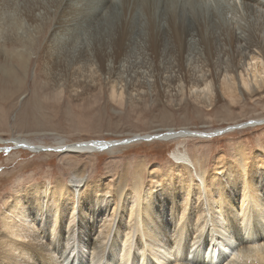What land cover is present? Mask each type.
I'll use <instances>...</instances> for the list:
<instances>
[{
    "label": "rangeland",
    "instance_id": "1",
    "mask_svg": "<svg viewBox=\"0 0 264 264\" xmlns=\"http://www.w3.org/2000/svg\"><path fill=\"white\" fill-rule=\"evenodd\" d=\"M255 12L251 15L236 13V27L239 24L250 27L260 36L264 48V11ZM8 15L0 24L2 31L6 29L4 33L0 30V231L1 214L13 196L34 185L43 186L46 196L57 183L69 187L74 198L72 215L69 214L66 221L56 225L40 221L45 226L40 229L39 223L37 227L33 225L30 216L27 226L37 231L24 227L28 237L52 241L50 249L55 248L56 264H92V256L98 255V259L101 254L102 259L94 264H108L112 237L117 231L123 237L116 248L117 254L129 245L136 258L121 262L115 254V264H155L146 252L142 255L141 245L149 242L147 239L138 237L141 242L138 246L133 235L123 236L129 231L125 225L133 220L125 214V209L120 212L121 204L116 205L112 200V193L122 177H126L129 189L138 168H141L143 191H146L151 180L157 182L169 168L181 167L172 155L175 152H181L191 161L188 160L183 169L188 181H196L198 176L211 172L222 161L235 163L240 150L249 158L264 159V71L258 70L264 68V56H260L257 49L251 51L239 45L232 54L226 47L214 43L210 46L213 53L208 57L199 47H191L185 56L183 70L166 69L160 74L153 71L149 65L151 61L138 49V55H132L125 63L122 79L114 83L96 72L94 64H88V69L87 63H46L43 48L49 23L38 21L37 27L27 19L22 30L28 31L30 40L19 42L14 39H18L15 28L20 23V14ZM249 15L251 22L248 23ZM23 44L25 49L20 62L11 53L13 48L21 50ZM162 63L171 66L172 62L163 57ZM255 121L261 123L254 124ZM182 130L217 133L209 136L182 134L167 139L152 137ZM129 138L131 141L127 143L92 152H64L60 147L63 143L114 142ZM23 142L36 147L20 144ZM151 173L157 177L150 178ZM98 184L107 189L104 201L99 204L95 202L99 194H93L92 202L84 195ZM141 191L138 194L142 197ZM204 194L200 199L196 198L198 195L185 199L183 194L182 200H177L192 198V208L203 201L200 221L204 222H201L204 227L194 216L180 225L185 217L181 218L171 204L166 205L158 218L156 202L151 218L159 229L153 245L156 253H163L160 254L163 264H203L210 247L219 249V232L231 237V246L228 251H222L219 264H237L234 256L243 255L239 249L242 243L248 245L250 241L245 229L237 232L234 220L215 223L213 218L220 219V215L215 213V204H206ZM222 217L225 214H221ZM148 222L149 219L147 225ZM92 227L94 230L90 231ZM89 237L100 239L103 253L89 246ZM258 237V241L263 242L264 232ZM166 252L172 257L167 259Z\"/></svg>",
    "mask_w": 264,
    "mask_h": 264
},
{
    "label": "bare ground",
    "instance_id": "2",
    "mask_svg": "<svg viewBox=\"0 0 264 264\" xmlns=\"http://www.w3.org/2000/svg\"><path fill=\"white\" fill-rule=\"evenodd\" d=\"M254 11L255 13L264 11V0H0V24H3L2 19L6 15L9 16L8 13L12 16L19 13L21 20L19 24L17 22L18 25L15 28L18 39L14 40L26 42L30 40V35L28 31L22 29L27 19L32 21L34 26L38 25V21L49 23L43 48V60L46 63L67 62L72 65L87 63L88 69L90 68L88 64H94L97 68L96 72H100L109 81L114 82L122 79L125 63L132 55H138L136 53L138 49L151 61L149 65L158 74L166 69L183 70L186 62L185 56L191 47H199L208 56L213 53L210 46L215 45L214 43L226 47L232 54L236 47L241 45L243 49L251 51L253 48L257 49L259 55L264 56L260 36L248 26L244 27L239 24L236 27L238 23L236 24L234 19L237 17L236 13L250 14ZM9 18L11 17H8V20ZM5 30L1 31L4 33ZM18 49L13 48L11 54L21 62L25 45H21V50ZM163 57L172 62L171 66L163 65ZM153 64H155L154 67ZM262 69L258 68L260 72L264 71V68ZM186 132L183 130L178 133L168 132L159 138H176V136H183L182 133ZM25 142L20 144L30 148L36 147ZM112 146L113 144L108 145L106 141L60 144V147L65 149L64 152H92L98 148L110 149ZM172 155L181 167L169 168L161 174L157 182L150 179L146 191H143L142 171L138 168L129 189L124 176L120 185L112 193L113 202H116V205L121 204L120 212L125 209V214L133 220H130L133 223L128 222L130 225H125V229L129 231L126 230L123 236L133 235L132 239H135L136 245L140 242L137 240L138 237L147 239L149 242L141 245L142 255L145 256L146 252L152 262L163 264L164 258L160 255L163 253H156L153 245L156 230L159 229L151 218L156 202L158 203L156 208L158 218L164 212L166 205L171 204L174 206L172 209L182 215L181 218L185 217L180 225L183 226L188 219H194V217H196L194 220L201 223L203 221L200 219L204 212L203 201L192 208L190 202L192 198L191 200L183 199L180 202L177 200H182L183 194L185 199L186 196L188 199L193 195H198L196 198L200 199L204 192L206 204H215V213L220 215V219L213 218L214 222L221 224V220L229 223L234 220L237 232L245 229L249 237V244L242 243L239 249L242 250L243 255L235 254V263L238 261L237 264L241 262V264H264V241H261L263 244L258 241L260 239L258 234L264 232V159L249 158L243 150H240L235 163L222 161L221 164H216L211 172L198 176L196 181H188L183 169L190 159H187L181 152H175ZM152 173L150 178L157 177ZM141 189L142 197L138 194ZM157 190L158 194L155 192ZM94 193L100 196L95 201L99 204L104 201L107 189L98 184L93 190L89 188L84 195L91 198L92 202ZM72 195L69 187L57 183L47 196L41 185L31 186L18 196H13L1 214L0 264H41L40 262L56 264L58 259L54 256L56 255L55 248L50 249L52 241L28 237L29 230L32 232L37 230L30 229V226L28 228L26 221L31 216L33 225L37 227L39 223L40 229L45 227L40 221L48 224L51 222L52 225L61 224L69 218V214L72 215L71 204L74 198ZM221 214H225L222 219ZM207 221L205 219V223ZM203 223H201L202 226ZM110 224L111 222L108 226ZM228 228L235 230L230 225ZM93 230V227L90 228V231ZM106 232L109 234L110 229ZM121 235L122 233L117 231L112 237L108 264H115V254L121 262L130 260V257L132 260L136 258L129 245H125L127 247L117 254L116 248L123 240ZM218 238H220L217 242L219 249L216 250L215 246L210 247L205 253L203 264H219L222 261H220L222 251H228L231 246L230 234L219 232ZM255 241L259 242V245L255 244ZM89 246L97 252H104V245L101 244L100 239L94 240L89 237ZM58 252L60 253L57 251V254ZM165 254L168 255L167 259L171 256L170 252ZM97 256H92V264L103 257L101 254L97 259ZM80 259L83 260L82 257Z\"/></svg>",
    "mask_w": 264,
    "mask_h": 264
},
{
    "label": "water",
    "instance_id": "3",
    "mask_svg": "<svg viewBox=\"0 0 264 264\" xmlns=\"http://www.w3.org/2000/svg\"><path fill=\"white\" fill-rule=\"evenodd\" d=\"M260 123L259 121H255V123ZM217 132H209V133H204V132H186V133H182V134H184V135H200V136H204V135H206V136H209V135H212V134H216ZM152 137H158V135L156 136V135H153ZM131 138H129V139H127V140H125V141H114V142H107L108 143V145L111 143V144H113V145H116V144H123V143H127L128 141H131L130 140Z\"/></svg>",
    "mask_w": 264,
    "mask_h": 264
},
{
    "label": "clouds",
    "instance_id": "4",
    "mask_svg": "<svg viewBox=\"0 0 264 264\" xmlns=\"http://www.w3.org/2000/svg\"><path fill=\"white\" fill-rule=\"evenodd\" d=\"M244 87H245V88H247V87H248V84H247L246 82L244 83Z\"/></svg>",
    "mask_w": 264,
    "mask_h": 264
}]
</instances>
